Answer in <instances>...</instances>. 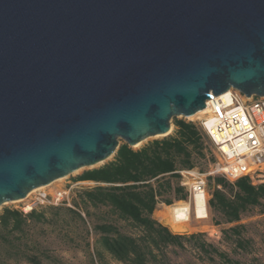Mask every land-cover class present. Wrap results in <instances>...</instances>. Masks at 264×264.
Listing matches in <instances>:
<instances>
[{"label": "water", "instance_id": "1", "mask_svg": "<svg viewBox=\"0 0 264 264\" xmlns=\"http://www.w3.org/2000/svg\"><path fill=\"white\" fill-rule=\"evenodd\" d=\"M231 89L264 98V0H0V208Z\"/></svg>", "mask_w": 264, "mask_h": 264}, {"label": "trees", "instance_id": "2", "mask_svg": "<svg viewBox=\"0 0 264 264\" xmlns=\"http://www.w3.org/2000/svg\"><path fill=\"white\" fill-rule=\"evenodd\" d=\"M174 133L135 149L122 143L114 160L78 176L92 182L74 192L73 207L53 205L27 213L5 207L0 213V264H64L49 252L35 235L48 223L70 228L74 223L86 236L94 235L98 259L103 252L121 264H174L180 252H194L221 264L235 260L203 239V234L174 233L155 218L160 203L172 205L187 199L179 171L195 169L214 161L208 137L194 121L175 117ZM211 186L208 209L223 227L221 237L233 251L254 255L256 226L264 237V182L249 177L230 183L220 175L207 178ZM105 209L106 215L98 216ZM261 218L243 222L250 212ZM88 247L91 244L88 243ZM251 264H259L256 256Z\"/></svg>", "mask_w": 264, "mask_h": 264}, {"label": "built area", "instance_id": "3", "mask_svg": "<svg viewBox=\"0 0 264 264\" xmlns=\"http://www.w3.org/2000/svg\"><path fill=\"white\" fill-rule=\"evenodd\" d=\"M229 96L230 104L225 103L220 95H213L207 100L206 103L211 102L209 109L213 115L212 122L206 116L198 117L197 124L215 145L218 153L206 174L195 169L179 171L181 184L191 197L196 193H206V175H220L230 183L246 176L254 184L263 181L257 179L264 176V98H248L234 89L229 90ZM33 193L27 197L30 199L28 211L53 205L74 208L72 187L56 190L52 194L42 189ZM209 235L220 239L221 231L215 229Z\"/></svg>", "mask_w": 264, "mask_h": 264}, {"label": "rangeland", "instance_id": "4", "mask_svg": "<svg viewBox=\"0 0 264 264\" xmlns=\"http://www.w3.org/2000/svg\"><path fill=\"white\" fill-rule=\"evenodd\" d=\"M187 120H192L194 122H198V117H190L186 118ZM175 126L172 124V131L171 134L174 133ZM170 134V135H171ZM154 140V139H153ZM150 141L142 142L138 144L135 149L141 148L145 144H147ZM209 142V154H211L214 157V161H207L202 162L201 164H198V166L195 168L196 171L206 174L211 169V166L216 161V153H218L217 148L215 145L210 141ZM121 143H124L123 140H121ZM115 156L111 157L109 160H107L105 163H101L97 165L96 167H100L103 164H106L112 160H114ZM90 168H83L79 171L73 173V175L69 177L62 178L59 181L54 182L50 186H46L45 188H41L42 190H45L48 193H54L56 190L59 189H68L72 187L74 192H78L81 189H84L85 187L92 184V182L89 181H78V176H80L83 172L89 170ZM208 178L209 175H206ZM258 180H263L261 182H264V176L260 177ZM182 181V178H181ZM39 190V189H38ZM37 191V189H36ZM33 190V192H36ZM33 192H30L32 194ZM35 193H33L34 195ZM206 195H207V201L211 196V186H209L207 181V187H206ZM27 196V197H28ZM26 197V198H27ZM23 199L20 201L15 202H9L3 205L0 208V213L5 207L15 208L19 209L23 212H25V208L30 203V199ZM178 202H190L192 203V197L187 191V199L182 201H175L174 204ZM168 206L165 203H160L158 206V211L160 210H166ZM209 211V217L204 220H199L195 218V215L192 214L191 220L183 225H181V228L178 230L171 228L169 225H167L165 222H161L160 219L156 216L157 212L155 213V218L160 221L162 224L168 226L174 233L179 234H191V233H200L203 234V239L213 244L216 248H218L220 251L225 252L229 255V258L235 260L234 263L229 264H251V258L253 256H256L259 259V264H264V237L261 234L262 229L260 226H256V229L254 231L255 240H256V247H255V253L254 255L246 254L242 251H233L229 243L224 240L222 237L220 239H217L215 237H211L209 234L213 233L215 229L221 230L223 227L220 225L219 227L216 226L215 221L217 220V217H215L214 214ZM29 212V211H28ZM100 214H97L98 216L106 215V210L101 209ZM261 217L257 215V212H250L248 215H246L243 218V222H251L255 220H259ZM189 227V228H188ZM35 235L36 238L43 243V246L46 247L49 252L52 254V256H55L56 258L62 260L64 264H121L117 261H115L109 254L106 252H103V257L101 259H98V257L95 254L94 250V235L91 232L90 236H86L84 231L77 227L74 223L70 228H61L59 225L54 223H48L42 227H39L38 229H35ZM88 243L91 244V247H88ZM172 261L174 264H221L219 259L215 257L214 259L209 258L208 256H203L194 252H180L178 255H174L172 257ZM10 264H19L11 262ZM22 264V263H20Z\"/></svg>", "mask_w": 264, "mask_h": 264}, {"label": "bare ground", "instance_id": "5", "mask_svg": "<svg viewBox=\"0 0 264 264\" xmlns=\"http://www.w3.org/2000/svg\"><path fill=\"white\" fill-rule=\"evenodd\" d=\"M220 96L224 100L225 103L230 104L231 100L229 96V91L221 94ZM210 104L211 102L206 103V107L203 110L196 113L193 117L202 118L203 116H206V118L210 122H212L213 115L211 114V111L209 109ZM224 149H226V147H224ZM45 187L46 186H42L38 189L45 188ZM25 210L28 211L29 207H26ZM192 214H194L195 218L199 220H204L209 217L206 193L200 192V193H196L195 195H193L192 203L178 202L176 204H172L171 206H168L166 210L158 211L156 216L160 219L161 222H165L167 225H169L174 230L175 229L178 230L179 227L181 228V225L189 222L192 219L191 218Z\"/></svg>", "mask_w": 264, "mask_h": 264}]
</instances>
